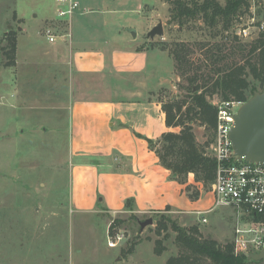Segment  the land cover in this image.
I'll use <instances>...</instances> for the list:
<instances>
[{"label": "rangeland", "instance_id": "rangeland-1", "mask_svg": "<svg viewBox=\"0 0 264 264\" xmlns=\"http://www.w3.org/2000/svg\"><path fill=\"white\" fill-rule=\"evenodd\" d=\"M78 1L76 13L88 9L115 11L109 18L111 28L125 21L126 24L121 29L123 34L133 37L134 32H137V40L142 41L143 47L156 48L163 63L167 61L170 66L168 71L162 68L161 73L164 78L172 79L171 83L168 81L166 85L159 86L158 98L162 104L174 100L186 101L183 102L182 112L192 101L191 83L187 76L209 73L215 69L208 56L209 51L217 52L218 47H223L229 53L231 62L243 63L249 57L251 44L260 37L252 40L235 39V19L228 28L223 20H219L216 26H211L201 16L179 23L178 20L171 19L170 9L173 5L168 0ZM216 1L224 6L228 0ZM57 7L56 0H0V264H102L108 260L103 251L107 245L106 219L93 213L75 211L71 204L73 162L69 153L68 106L59 103V93H39L25 97L34 100L33 105L17 100L19 93L12 95L16 81L18 37L24 28L28 29V35L21 37L25 44L21 43L20 55L23 54L25 45L34 48L32 45L40 37L38 32L43 26L44 18L56 16ZM244 9L245 7L241 10ZM160 19L164 23V35L148 37L147 33ZM127 25H131L133 30ZM238 41L245 44L244 53L233 46L238 45ZM39 42L48 44V39L42 36ZM177 44L182 45L185 58L192 63L193 70L186 76L180 74L171 53ZM13 45L16 46V51L11 50ZM13 52L15 63L11 64ZM254 57L252 55V59ZM55 76L40 73L37 79L51 82ZM248 79L252 81V75L248 74ZM263 88L258 87L256 91ZM207 98L214 106L225 100L245 102L236 97L224 99L221 94L208 95ZM190 123L198 143L211 156L210 144L214 130L199 120ZM179 127L181 130L182 126ZM191 174L196 180L194 183L198 185L189 184L187 191L190 196L199 195L200 190L213 193V183L205 186L196 179L194 173H189L188 177ZM238 212L231 207L217 208L205 215L207 223L198 220L201 217L191 218L182 212H154L139 219L153 218V224L145 226L143 230L134 214H118L114 219L120 218L122 222L115 225L112 232L124 230L127 238L119 247L110 249V255L116 254L112 256V264H165L171 255H176L181 250L175 241L177 232L172 228V221L187 227L196 225L203 238L216 239L222 245L233 242L234 230L239 222ZM161 219L167 227L161 228L159 232L157 222ZM158 239L166 247L160 255L154 252ZM138 241L141 242L136 253L128 257L122 256L129 253ZM234 253L244 254L237 253L235 247Z\"/></svg>", "mask_w": 264, "mask_h": 264}, {"label": "crops", "instance_id": "crops-1", "mask_svg": "<svg viewBox=\"0 0 264 264\" xmlns=\"http://www.w3.org/2000/svg\"><path fill=\"white\" fill-rule=\"evenodd\" d=\"M75 11L71 17L46 16L34 48L25 45L20 55L22 38L29 33L24 28L17 40L12 91L27 105L34 100L25 97L59 93V103L68 106L73 209L106 219V240L111 221L121 213H134L137 220L165 211L200 218L198 211L213 206L214 194L200 190L191 197L187 187L198 185L194 175L185 183L173 178L148 142L180 130L167 125L157 93L159 86L172 82L160 71H168L169 64L155 47H143L137 32L133 37L123 34L125 21L111 28L109 18L115 11ZM48 29L56 36L53 42L46 35ZM42 36L48 44L39 42ZM40 73L56 76L51 82L39 81ZM128 199L134 200V209L132 201L126 207ZM140 242L122 256L136 253ZM114 248L107 242L103 251L108 260L102 264H112Z\"/></svg>", "mask_w": 264, "mask_h": 264}, {"label": "trees", "instance_id": "trees-1", "mask_svg": "<svg viewBox=\"0 0 264 264\" xmlns=\"http://www.w3.org/2000/svg\"><path fill=\"white\" fill-rule=\"evenodd\" d=\"M168 1L173 5L170 9L172 20L183 23L185 19L201 16L211 26H216L219 20H223L227 28L233 23L238 12L243 11L241 9L248 4V0H228L224 6L216 0H203L202 3L195 0L192 2ZM235 39L238 40L236 36ZM238 43L233 46L238 47L240 53H244L246 51L245 44L239 41ZM181 46L177 44L171 53L181 71L180 74L186 76L189 71L193 70V67L192 63L185 58L186 55L183 54L184 50ZM11 50L16 51V46L13 45ZM216 50L217 52L209 51L210 54H208L215 67L214 70H210L209 73L199 75L194 73L187 76L191 83L190 97L192 101L184 112H182L183 102L186 101L174 100L162 104L166 113L167 125H180L182 129L179 132H164L158 139H148L149 146L156 151L161 163L171 171L173 178L182 183L187 181L189 173H194L196 179L205 186L213 183L216 176V160L200 146L193 125L190 123L199 120L214 130L218 110L210 103L207 96L221 94L224 99L236 97L246 101L258 87H264V33L251 44L248 52L249 57L243 63L231 62L229 53L223 47H218ZM252 55H255L253 59ZM14 56L13 52L11 64L15 63ZM220 64L221 66H219ZM196 68L200 69L201 67ZM248 74L252 75V81L248 79ZM197 196L198 194L191 197L196 198ZM131 201L134 202L133 199L127 200V208L130 207ZM131 207L134 209L135 204L133 203ZM134 216L136 217L135 214ZM162 219L157 222L159 232L161 228L167 227ZM121 222L120 218L114 219L110 226L111 232L114 226ZM172 228L177 232L175 241L181 250L178 254L171 255L165 264H263L260 261L248 259L246 254H235L233 242L222 245L216 239L203 238L196 225L187 227L172 221ZM138 242L134 243L129 252L134 250ZM165 248L161 239L156 240V254H162Z\"/></svg>", "mask_w": 264, "mask_h": 264}, {"label": "built area", "instance_id": "built-area-1", "mask_svg": "<svg viewBox=\"0 0 264 264\" xmlns=\"http://www.w3.org/2000/svg\"><path fill=\"white\" fill-rule=\"evenodd\" d=\"M58 15L71 17L78 8L76 0H56ZM233 34L241 40H252L264 33V0H248L245 9L234 21ZM50 41L56 36L46 30ZM243 102L225 100L215 103L217 122L210 144L211 156L216 160L213 182L214 203L207 211H198L200 221L208 222L206 214L220 207L238 210V223L234 230V247L237 253H258L264 247V164L239 159L233 149L230 131L234 115ZM238 109V110H237ZM127 238L124 230L109 232L108 245L118 247Z\"/></svg>", "mask_w": 264, "mask_h": 264}, {"label": "water", "instance_id": "water-1", "mask_svg": "<svg viewBox=\"0 0 264 264\" xmlns=\"http://www.w3.org/2000/svg\"><path fill=\"white\" fill-rule=\"evenodd\" d=\"M135 33V32H134ZM165 33L162 19L148 32L150 38ZM233 149L239 159L264 164V88L255 91L253 96L240 106L234 115V124L230 131ZM141 230L153 224V218L139 220ZM248 259L264 264V247L258 253H250Z\"/></svg>", "mask_w": 264, "mask_h": 264}]
</instances>
